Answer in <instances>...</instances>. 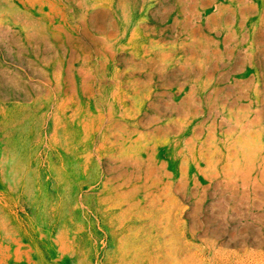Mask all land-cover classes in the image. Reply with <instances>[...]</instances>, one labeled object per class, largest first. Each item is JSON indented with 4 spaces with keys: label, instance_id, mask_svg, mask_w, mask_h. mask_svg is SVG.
I'll use <instances>...</instances> for the list:
<instances>
[{
    "label": "rangeland",
    "instance_id": "1",
    "mask_svg": "<svg viewBox=\"0 0 264 264\" xmlns=\"http://www.w3.org/2000/svg\"><path fill=\"white\" fill-rule=\"evenodd\" d=\"M0 264H264V0H0Z\"/></svg>",
    "mask_w": 264,
    "mask_h": 264
}]
</instances>
